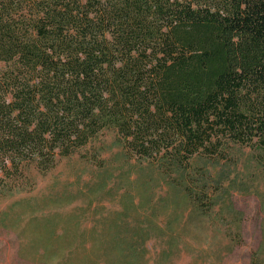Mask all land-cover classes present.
I'll return each mask as SVG.
<instances>
[{
    "label": "trees",
    "instance_id": "1",
    "mask_svg": "<svg viewBox=\"0 0 264 264\" xmlns=\"http://www.w3.org/2000/svg\"><path fill=\"white\" fill-rule=\"evenodd\" d=\"M103 132L187 199L233 147L264 169V0H0V199Z\"/></svg>",
    "mask_w": 264,
    "mask_h": 264
},
{
    "label": "rangeland",
    "instance_id": "2",
    "mask_svg": "<svg viewBox=\"0 0 264 264\" xmlns=\"http://www.w3.org/2000/svg\"><path fill=\"white\" fill-rule=\"evenodd\" d=\"M129 153L103 132L51 172L31 168L0 199V264H68L63 252L70 264H130L135 246L140 264H264V169L249 149L206 163L214 183L188 199Z\"/></svg>",
    "mask_w": 264,
    "mask_h": 264
}]
</instances>
